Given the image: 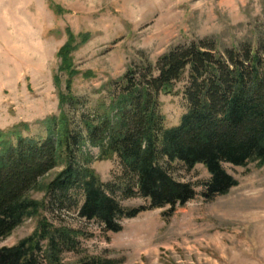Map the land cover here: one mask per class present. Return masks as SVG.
<instances>
[{
    "label": "rangeland",
    "instance_id": "374dc122",
    "mask_svg": "<svg viewBox=\"0 0 264 264\" xmlns=\"http://www.w3.org/2000/svg\"><path fill=\"white\" fill-rule=\"evenodd\" d=\"M52 1L58 12L48 0H0V130L19 126L23 135H45L41 122L58 114V94L67 80L58 69L57 55L67 30L74 36L70 57L79 70L71 90L87 100L89 109L99 99L109 101V81L130 67H154L173 46L213 38L222 51L243 42L255 47L258 38L264 41V0ZM185 83L183 77L173 93L158 96L165 126L177 124L186 110ZM83 150L91 155L90 165L103 182L122 184L116 156L98 159V147L88 143ZM222 166L237 183L226 194L205 200L202 192L210 177L206 168L197 163L187 169L174 162L170 173L192 183L196 195L177 206L168 219L162 215L165 208L146 209L123 218L122 229L111 232L79 217L74 209L54 213L42 209L0 239V246L29 236L45 216L83 233L75 250L62 253L63 264H80L92 257L114 259L116 264H264V164L222 162ZM59 169L40 178L30 196L42 200V185ZM116 196L123 207L148 204L142 196L127 197L119 189Z\"/></svg>",
    "mask_w": 264,
    "mask_h": 264
},
{
    "label": "trees",
    "instance_id": "16d2710c",
    "mask_svg": "<svg viewBox=\"0 0 264 264\" xmlns=\"http://www.w3.org/2000/svg\"><path fill=\"white\" fill-rule=\"evenodd\" d=\"M48 1L58 12V6ZM74 41L67 30V40L57 52L58 69L67 80L58 94V114L41 122L45 135H23L19 126L0 130V239L42 209L51 213L74 209L79 217L111 232L122 229L123 218L146 209L165 208L162 215L168 219L177 206L196 195L192 183L172 176L169 169L174 162L187 169L197 163L206 168L210 177L202 192L205 200L226 194L237 183L222 162L264 164L261 38L255 47L243 42L222 51L213 38L173 46L154 67H130L109 81V101L99 99L92 109L71 90L72 78L79 73L70 57ZM183 77L186 110L177 124L165 126L158 96L173 93ZM54 81L59 84L58 75ZM86 143L98 147V159L117 157L122 184L101 180L90 165L91 155L83 150ZM56 167L60 169L42 185L44 198H32L30 192L39 179ZM117 189L127 197L138 194L148 204L123 207ZM82 234L44 216L29 236L0 246V264H63L62 253L75 250ZM117 262L92 257L80 264Z\"/></svg>",
    "mask_w": 264,
    "mask_h": 264
}]
</instances>
